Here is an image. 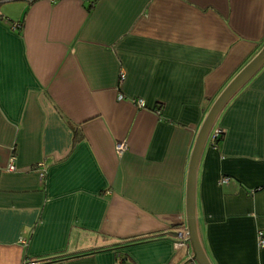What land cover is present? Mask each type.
<instances>
[{
    "label": "crops",
    "instance_id": "crops-1",
    "mask_svg": "<svg viewBox=\"0 0 264 264\" xmlns=\"http://www.w3.org/2000/svg\"><path fill=\"white\" fill-rule=\"evenodd\" d=\"M263 46L264 0H0V264H184L197 136ZM197 211L212 264H264V67L209 137Z\"/></svg>",
    "mask_w": 264,
    "mask_h": 264
},
{
    "label": "water",
    "instance_id": "water-1",
    "mask_svg": "<svg viewBox=\"0 0 264 264\" xmlns=\"http://www.w3.org/2000/svg\"><path fill=\"white\" fill-rule=\"evenodd\" d=\"M264 67V46L259 53L229 82L221 94L212 104L199 134L197 136L187 179L186 190V218L188 241L192 256L184 264H212L208 258L200 237L198 211H197V182L201 159L208 143L209 137L215 128L222 113L240 91L261 71Z\"/></svg>",
    "mask_w": 264,
    "mask_h": 264
},
{
    "label": "built area",
    "instance_id": "built-area-1",
    "mask_svg": "<svg viewBox=\"0 0 264 264\" xmlns=\"http://www.w3.org/2000/svg\"><path fill=\"white\" fill-rule=\"evenodd\" d=\"M28 2H33L35 0H27ZM15 27L20 28V25H16ZM125 78L124 73L121 75V82H123ZM120 100L123 99L122 96L119 97ZM137 104L139 105V107L143 108L145 107V103L143 101H138ZM223 131L221 129H217L214 131V133L212 134V142L215 144L217 143L218 138L223 135ZM127 149V145L126 143H120L117 146V151L119 154H121L122 152H124ZM15 158H12L8 167V171L9 172H15L17 170L16 165H15ZM42 165L41 167H39V174H40V178L41 179H45L46 177V173L45 171L42 169ZM222 182H228V179L225 178L223 179ZM258 241H259V246L260 248H264V233L260 232L258 235ZM190 247V243L188 241V233L187 230L184 229L179 233V241L176 243V249L181 250L183 248H189ZM29 264H34L33 262H30Z\"/></svg>",
    "mask_w": 264,
    "mask_h": 264
},
{
    "label": "trees",
    "instance_id": "trees-1",
    "mask_svg": "<svg viewBox=\"0 0 264 264\" xmlns=\"http://www.w3.org/2000/svg\"><path fill=\"white\" fill-rule=\"evenodd\" d=\"M222 139H223V135H221V136L218 138L217 142H218L219 140H222Z\"/></svg>",
    "mask_w": 264,
    "mask_h": 264
}]
</instances>
